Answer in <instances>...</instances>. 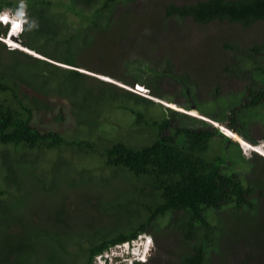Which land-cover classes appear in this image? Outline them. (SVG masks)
<instances>
[{
	"label": "trees",
	"instance_id": "1",
	"mask_svg": "<svg viewBox=\"0 0 264 264\" xmlns=\"http://www.w3.org/2000/svg\"><path fill=\"white\" fill-rule=\"evenodd\" d=\"M122 1L0 0V11L16 10L20 5L25 11L19 43L50 59L16 49H9L12 56L6 57L5 46L0 42V264H92L93 257L109 246L164 226L175 229L183 244L171 252L175 264L177 257L178 264H206L211 251L218 250L220 236L230 233L223 219L217 216L222 210H229L234 218L230 220L237 225L233 235L246 242L248 249L241 264H264V204L254 194L261 185L248 176L253 175L251 168L255 165L261 168L259 172H263L264 178L262 159L246 158L238 142L207 121L226 122L232 131L250 140L245 131L247 124L253 117H264L258 109L264 107V54H260L264 52V40L243 50H237L232 42L221 41L219 45L223 48L235 51V57L222 68L232 69V77L241 75L248 83L239 95L228 96L220 93L217 84L211 100L199 101L195 82L190 81V87H186L184 81L182 89L193 105L183 104L178 109L192 112L195 109L205 119L192 116L173 109L176 106L167 96L160 95L173 108L56 63L80 67L75 62L78 52L73 44L82 40L94 46L103 39L112 42L121 37L134 18L132 12L117 10ZM162 12L161 22L166 18L190 19L201 26L227 22L243 28L264 24V0H194L180 4L168 1ZM119 15L123 16L121 22L117 20ZM68 22L70 29L65 28ZM75 22L79 25L72 26ZM115 24L121 27L120 34L110 31ZM4 29L7 26L0 24V30ZM85 31H92L89 39L83 37ZM155 32L156 28L149 30L150 40L155 41ZM5 33L0 31V36ZM204 38L209 41L207 35ZM46 48L54 52H46ZM99 49L101 54H113L105 51L103 44ZM148 55L137 60H121L124 74L133 77L123 81L140 83L149 90L148 81L153 84L164 69ZM169 61L165 58L163 62L169 65ZM201 68L207 70L205 64ZM160 69L162 72H158ZM244 92L248 100L245 102ZM56 96L65 98L71 106L70 114L61 112L54 118L59 123L71 122L67 127L74 130L71 135L66 130L41 128V122L36 119L40 112L50 111L46 101ZM153 105L161 108L158 114L151 109ZM116 109L131 117L129 140L111 134L108 137L114 126L107 131L106 126L99 124L100 117L103 122ZM215 109L218 112L214 113ZM79 127L84 136L76 131ZM73 157L82 158L78 168L72 164ZM95 157L99 160L95 159L97 163L92 167L83 165ZM41 161L50 164L42 169L46 174L42 170L38 172ZM98 167L108 173L101 178L103 185L107 182L103 181L104 177L110 176L111 190H118L114 196L105 195L104 200L98 198V201L91 192L86 200L89 199L94 210L101 202L102 208L110 212L114 208L125 211L126 223L123 227L112 224V230L107 231L103 230L105 226L95 227L96 240L89 244L82 239L86 234L78 233L70 250L64 246L62 232L58 230L59 223L64 225L66 221L45 212L48 206L42 197L37 202L44 208L39 209L41 212H34L31 202L23 198L30 193L29 183L36 181L43 194L50 192L55 181L59 182L56 184L60 191L68 187L69 193H75L69 180L92 173ZM102 183L97 186L103 188ZM20 215L29 217L26 220L31 222L34 216L37 222L45 216L46 223L43 220V226L38 227L23 222ZM92 216L95 221L93 213ZM44 245L48 246V257L45 251L41 252L42 256L38 253ZM222 253L230 254L228 250ZM56 254L64 258L71 254L74 263L59 259Z\"/></svg>",
	"mask_w": 264,
	"mask_h": 264
},
{
	"label": "rangeland",
	"instance_id": "2",
	"mask_svg": "<svg viewBox=\"0 0 264 264\" xmlns=\"http://www.w3.org/2000/svg\"><path fill=\"white\" fill-rule=\"evenodd\" d=\"M168 1H174L176 4H180L194 0H137L134 3L124 0L121 2L120 7H118L117 10L132 12V16L134 17L133 23L131 22L132 25H128L124 34L121 37L115 38L112 42H106L105 39L101 41L103 47L106 48L105 51L110 50L113 54H101L99 52L101 45L100 42L92 46L87 43H82L81 40L72 46L74 50L78 52V57L75 58V62L81 64L79 65L80 67H72L58 62L56 63L62 67L74 68L78 71L87 73L94 78L113 83L123 89L132 91L134 94L142 95L154 100L155 102H159L164 107L173 108L171 107V103H166L167 101L162 100L160 95L167 96L171 102L179 107L183 104L193 105L191 98L188 95H185L184 90L182 89L184 81H186V87H190V81L193 83L195 82V94L199 101H207L208 99L211 100L214 96V86L217 84L220 85V93H224L225 96L239 95L241 90H243V87L247 85L248 79L242 78L241 75L238 77H232V69L230 71V69L224 70L222 68V66L228 65L230 60L235 57V51L232 52L229 49L223 48L219 44L221 41L232 42L235 46H237V50H243L258 41L264 40V24H262L261 27L254 25L248 28H243L238 24L227 22H211L201 26L196 25L190 19L177 20L173 18H166L161 22V16L163 13L162 7ZM3 9L4 10H2V12L10 18H16L17 13L24 11L22 6L16 10H10L9 8ZM122 18L123 16L121 15L117 16V20L120 22ZM78 25L79 23L75 22V25L72 26ZM70 27L71 24L68 22V25L65 28L70 29ZM112 27L113 29H110V31L114 34H120L121 27H119L118 24H115ZM154 28H156L154 35L155 41H153V39L150 40L149 37V30ZM19 31L20 30H17V35ZM85 32L86 35H83V37L89 39L90 36L88 35H92V31ZM8 34L9 29L7 28L5 35L0 36V42L5 46L4 55L6 57H11L12 55L8 54L10 51L9 49L21 50L22 48L19 46H13V42H10V40L7 39ZM205 35L209 37L208 42H206L204 38ZM142 36L143 38L141 39ZM14 41L20 45L17 39ZM106 44L107 47L105 46ZM146 44H148V47ZM45 50L46 52H54L51 48H46ZM98 53L106 60H103ZM146 53L149 54V57H154L158 66H163L164 69L163 75H157L153 84L148 81L150 83L149 90L146 86L141 85L140 83L133 82V84H131L123 81L128 79L131 80L133 77L124 74V67L121 64V60L125 58L126 60H137L140 59V57L143 58ZM35 54L37 55L38 53L35 52ZM260 54L263 56L264 52H260ZM38 56L42 57L40 54H38ZM165 58L170 59L169 65L163 62ZM262 62H264V60ZM203 64H205V68H207V70L201 68ZM158 72H162L161 69ZM135 84H139L142 90H137L135 88ZM242 100H244V102L248 101L246 99L245 92L242 96ZM46 105L49 107L50 111L40 112V115L36 118L37 121L41 122V128L52 127L56 128L58 131L66 130V134L71 135L74 130L67 128L72 125L71 122L59 123L54 119L58 113H71V106L68 104L67 100L60 96L51 97L46 101ZM151 109L154 111V114H158V111H160L161 108L158 105H153ZM173 109L179 110L177 107ZM258 109H260L264 115V107H258ZM193 110L197 113L195 109ZM179 111L187 114L191 113L190 110L185 109ZM121 112L125 111L121 109L111 110L103 122L100 117L99 124L103 125L104 128L107 127V131L114 126V128L111 129L112 133H108V137L111 138V135H115L117 138L125 137L126 140H129L130 131L132 130L129 125L132 120L130 116ZM216 112H218V109H215L214 113ZM198 114L199 113L194 115L191 113L190 115L197 117L202 116L200 114V116H198ZM221 116H225L224 113H222ZM212 121L213 120L209 119L208 122ZM35 123L37 122L35 121ZM214 123L215 124H212L213 126H218L224 133L230 134L227 131L231 132V128L226 125V122L214 121ZM222 126H224L227 131L222 128ZM246 129L247 130L245 131L250 140L245 139V137L242 136H239V138L241 140H245V142L250 143L251 145H257L258 147L250 150V148L240 144L243 149L241 150L242 154L248 159L254 157L251 160H258L260 158L262 159L261 163L264 165V117H253L247 124ZM76 131H78L80 136H84L85 134L80 127ZM235 135L238 134L235 133ZM234 140L236 141V139ZM255 154L258 156L255 157ZM95 159L99 160V157H95L90 161L85 162L83 165H89L88 167H92L97 163ZM72 164L74 167L78 168V166L82 164V158L79 159V157H73ZM49 166L50 164L48 165V162H42L38 172L42 169H47ZM260 166L262 167L261 164ZM260 169L261 168L258 169L257 166L254 165V167L251 168L253 175L250 173L248 176L260 183L261 187L258 188L254 194L259 203L264 204V191H262L264 189V178L263 172H259ZM255 170H257L258 173ZM42 172L46 174L45 170H42ZM107 174L108 173H105L98 167L94 172L83 173L77 178H74V180L70 181L69 176H66L65 173V177H67L69 182L72 184L71 190L75 191V193H69L67 191L68 187H65L64 192L60 191L59 185L56 184L58 181H55L50 192L43 194V191H41L37 186V181L30 182V187L27 188L30 193L23 199H27L28 202H31L30 204L34 209V212H41L42 210L39 209L44 208L41 204H37V202L42 197L48 206L45 208V212L50 213L57 220L66 221L64 225L59 223L58 230L62 232L61 239L63 240L64 246L72 250V243L76 240V234L79 233L81 236L86 234V237L82 239H84L86 244H89L90 242H94L96 240V234L94 233L95 227L105 226L103 230L107 231L109 228V230H112L113 225L123 227L126 223L125 211L114 208L110 212L109 209L102 208L103 204L100 201L99 202L102 205L100 203L99 205L97 204V206H95V210L89 204V199L91 197L89 193L91 192H93V195L96 194L98 196H96L97 201L98 198L104 200L105 195H115L118 189H114V192L111 190L113 179L110 176H105L103 179V181H107L105 186L101 181V178ZM56 179H59V175H56ZM116 180L118 181V178ZM99 183H102L103 188L101 186H97ZM258 191H261L260 195ZM76 192L80 194V197H77L78 195ZM23 195L24 194H22V196ZM61 196H65L66 199ZM87 197H89L88 200H86ZM76 198L79 199L76 201ZM92 213L96 218L95 221H93ZM230 214L231 212L229 210H222L217 213L218 218L223 219V225L227 226L230 233L222 234L220 236L216 248L221 251V253L218 250L211 251L206 264H241V259L248 248L246 242L242 238L237 239L236 236L233 235L237 225L230 221L231 219H234L230 216ZM243 215L244 213L241 214V216ZM20 216L23 222L28 221L38 227L43 226V220L46 223L45 216H43V220L39 222L36 221L35 216L32 222L30 220H26L30 219L29 217ZM113 217L115 220L114 222H111V220L114 219ZM25 230H27V228H25ZM128 244H130V247H128ZM121 246L122 247L119 249L118 253H130L133 257L131 264H134V261H137V264H175L174 259L170 256L171 252L183 246V244L182 241L179 240L175 229L164 226L155 232H143L139 234V237L136 240L130 241L129 243L122 244L121 242ZM47 247L48 246L45 245L42 246L38 253L42 256L41 252L45 251L46 257H48L50 252ZM227 250L230 254L222 253ZM56 256L57 258L63 260L66 258L65 261H68L69 263L73 261L71 254L69 257L65 256V258L63 256L62 258L58 254H56ZM102 256V254L97 255V259L95 260L93 257L92 264H103V261H101ZM224 256H227L228 258L224 259ZM175 259L178 264V257ZM72 263H74V261Z\"/></svg>",
	"mask_w": 264,
	"mask_h": 264
},
{
	"label": "clouds",
	"instance_id": "3",
	"mask_svg": "<svg viewBox=\"0 0 264 264\" xmlns=\"http://www.w3.org/2000/svg\"><path fill=\"white\" fill-rule=\"evenodd\" d=\"M19 5H20V3H19ZM21 7V5L18 7V8H20ZM17 8V9H18ZM23 8V7H22ZM2 10H4V9H2ZM2 10L0 11V24H2V25H4V26H7V28L9 29V34L7 35V39H9V37H10V31H11V29H13L12 28V20H14V22L16 23V24H18L19 25V28L18 29H16V31H15V35L13 36V37H16L17 39H18V36H19V34L21 33V31H22V28H23V25H24V22H25V20H26V18H24V15H25V11H23V12H19V13H17V17L16 18H10V17H8L5 13H3L2 12ZM21 13V14H20ZM4 17H7V20H8V23H4V20H3V18ZM17 30H20L19 31V33H18V35H17ZM11 42V41H10ZM8 44V43H7ZM13 45V44H12ZM21 45V44H20ZM21 46H23V45H21ZM23 47H25V46H23ZM25 48H27V47H25ZM27 49H29V48H27ZM23 50V52H25V53H28V54H30V55H32V56H34V57H37V58H40V59H45V60H47V61H49L50 59H48V58H46V57H44V56H42L41 54V56L42 57H40V56H37L36 54H35V51L34 50H31V49H29V50H31V51H29V50H25L24 48H22L21 49V51ZM37 53V52H36ZM39 54V53H38ZM59 65V64H58ZM207 120V119H206ZM207 121H209V120H207ZM210 123H212V124H215L214 123V121H212V122H210ZM218 127V126H217ZM219 128V127H218ZM220 129V128H219ZM221 130V129H220ZM222 131V130H221ZM231 132H233V133H236V132H234V131H232V129H231ZM222 133L225 135H228L227 133H224L223 131H222ZM237 134V133H236ZM239 135V134H238ZM228 136H230V135H228ZM240 136V135H239ZM231 137V136H230ZM232 138V137H231ZM233 139V138H232ZM236 141H238V140H236ZM239 142V141H238ZM240 144V143H239ZM253 146H255V145H253ZM258 147V146H257ZM256 147V148H257ZM250 149H255V147H252V148H250ZM243 150V149H242ZM139 237V235L135 238V239H132V240H130V241H133V240H136L137 238ZM130 241H124V242H122V244L123 243H129ZM132 243V242H131ZM122 246H121V242L120 243H117V244H114V245H112V246H109L107 249H104V250H102L100 253H98V254H96L94 257V259H97L96 258V256L97 255H103L102 256V260L101 261H103V264H131V261H132V259H133V257H132V255L130 254V253H126V254H120V253H118V251H119V249L121 248ZM128 247H130V244H128ZM134 262H137V261H134ZM133 264V263H132Z\"/></svg>",
	"mask_w": 264,
	"mask_h": 264
},
{
	"label": "bare ground",
	"instance_id": "4",
	"mask_svg": "<svg viewBox=\"0 0 264 264\" xmlns=\"http://www.w3.org/2000/svg\"><path fill=\"white\" fill-rule=\"evenodd\" d=\"M12 23L13 24H16L15 22H14V20H12ZM15 31H16V29H11V31H10V37H9V40L10 41H12L13 42V44L14 45H18L19 47H21V48H24L25 50H29V49H27V48H25V47H22L21 45H19V44H17L14 40H16L17 38L16 37H13L16 33H15ZM14 39V40H13ZM18 40V39H17ZM12 46V45H11ZM17 48V47H16ZM29 51H31V50H29ZM37 56H38V54H37ZM108 79V78H107ZM135 88L137 89V90H142V88L140 87V85L139 84H135ZM144 91V90H143ZM172 104V103H171ZM168 105V104H167ZM174 106H176L175 104H173ZM177 107V106H176ZM175 108V107H174ZM177 109H178V107H177ZM191 113L192 114H194V115H197L195 112H192L191 111ZM190 113V114H191ZM198 116H200V115H198ZM200 117H202V116H200ZM202 118H204V117H202ZM205 119V118H204ZM222 128H224V126H222ZM225 129V128H224ZM226 130V129H225ZM227 131V130H226ZM228 133H230V134H228V135H230L232 138L234 137V139H236V140H238L239 141V143L240 144H242V145H244V146H246V147H248V148H252V147H257V145H255V146H253V145H251V144H249V143H247V142H245L244 140H241L240 138H239V136L238 135H235V133H233V132H230V131H227ZM238 138V139H237ZM260 149V148H259ZM250 150H253V149H250ZM95 258V257H94ZM95 260V259H94Z\"/></svg>",
	"mask_w": 264,
	"mask_h": 264
},
{
	"label": "snow or ice",
	"instance_id": "5",
	"mask_svg": "<svg viewBox=\"0 0 264 264\" xmlns=\"http://www.w3.org/2000/svg\"><path fill=\"white\" fill-rule=\"evenodd\" d=\"M3 20H4V23H8L7 17H4ZM12 28L13 29H18L19 25L18 24H12ZM0 31H6V29L0 30ZM13 46H18V45H13Z\"/></svg>",
	"mask_w": 264,
	"mask_h": 264
}]
</instances>
